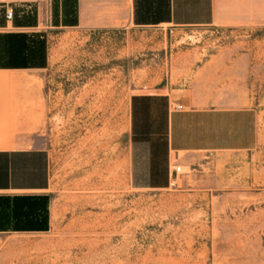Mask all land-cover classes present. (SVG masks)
<instances>
[{"label":"rangeland","instance_id":"obj_1","mask_svg":"<svg viewBox=\"0 0 264 264\" xmlns=\"http://www.w3.org/2000/svg\"><path fill=\"white\" fill-rule=\"evenodd\" d=\"M250 7L231 26L49 29L6 39L22 49L6 61L51 60L46 128H20V136L49 155L50 194L38 202L52 207L53 227L0 234V264H264V0ZM11 8L22 26L43 10L3 11ZM144 93L253 109L259 144L184 156L167 189L139 190L130 180L131 101Z\"/></svg>","mask_w":264,"mask_h":264},{"label":"crops","instance_id":"obj_2","mask_svg":"<svg viewBox=\"0 0 264 264\" xmlns=\"http://www.w3.org/2000/svg\"><path fill=\"white\" fill-rule=\"evenodd\" d=\"M5 4L40 5L43 10L38 11V23L22 26L15 24L13 8L8 9L13 18L7 19ZM260 4L261 0H0V234H46L44 230L53 227L52 207L38 202L50 194L49 155L20 136V128H46L43 87L51 60L6 61V56L22 52L6 39L49 29L231 26L244 20L250 6ZM23 49L30 52L35 47ZM130 133L131 184L139 190L167 189L174 164L184 156L254 150L259 120L250 108L198 107L170 93H144L131 101ZM45 213L49 219L40 224Z\"/></svg>","mask_w":264,"mask_h":264},{"label":"built area","instance_id":"obj_3","mask_svg":"<svg viewBox=\"0 0 264 264\" xmlns=\"http://www.w3.org/2000/svg\"><path fill=\"white\" fill-rule=\"evenodd\" d=\"M13 18V12L11 10H8L7 12V19L11 20Z\"/></svg>","mask_w":264,"mask_h":264}]
</instances>
